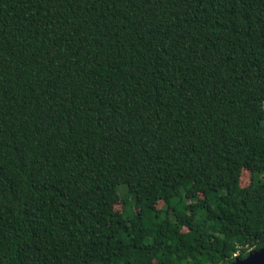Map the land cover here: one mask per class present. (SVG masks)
Segmentation results:
<instances>
[{
	"label": "trees",
	"instance_id": "trees-1",
	"mask_svg": "<svg viewBox=\"0 0 264 264\" xmlns=\"http://www.w3.org/2000/svg\"><path fill=\"white\" fill-rule=\"evenodd\" d=\"M263 101L264 0H0V264L262 247Z\"/></svg>",
	"mask_w": 264,
	"mask_h": 264
},
{
	"label": "rangeland",
	"instance_id": "rangeland-1",
	"mask_svg": "<svg viewBox=\"0 0 264 264\" xmlns=\"http://www.w3.org/2000/svg\"><path fill=\"white\" fill-rule=\"evenodd\" d=\"M262 108L264 110V101L262 103ZM249 179H250L249 172L245 169L241 170L240 175H239V179H238L239 186L240 187H246L249 183ZM176 187H177L176 189H178V191H180L181 186H176ZM122 191H123L122 187L118 188V195L119 196L117 198H115V200L112 204V209L115 213L120 212L123 209V203L124 202H123V199H121V195L123 193ZM159 205H160V203L156 204L157 207H159ZM254 249L255 248H253V247L249 248L247 250V253L253 251ZM233 257L235 258L238 256L235 254Z\"/></svg>",
	"mask_w": 264,
	"mask_h": 264
},
{
	"label": "water",
	"instance_id": "water-1",
	"mask_svg": "<svg viewBox=\"0 0 264 264\" xmlns=\"http://www.w3.org/2000/svg\"><path fill=\"white\" fill-rule=\"evenodd\" d=\"M228 264H264V245L246 253L242 258L233 257Z\"/></svg>",
	"mask_w": 264,
	"mask_h": 264
}]
</instances>
